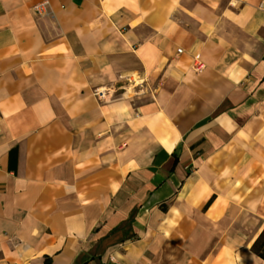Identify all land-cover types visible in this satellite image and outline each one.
Instances as JSON below:
<instances>
[{
  "label": "crops",
  "instance_id": "obj_1",
  "mask_svg": "<svg viewBox=\"0 0 264 264\" xmlns=\"http://www.w3.org/2000/svg\"><path fill=\"white\" fill-rule=\"evenodd\" d=\"M261 1L0 0V264H264Z\"/></svg>",
  "mask_w": 264,
  "mask_h": 264
},
{
  "label": "built area",
  "instance_id": "obj_2",
  "mask_svg": "<svg viewBox=\"0 0 264 264\" xmlns=\"http://www.w3.org/2000/svg\"><path fill=\"white\" fill-rule=\"evenodd\" d=\"M47 5V1H42L38 4H35L33 6V9L36 13L42 14L45 11V7ZM259 7L263 8L264 7V1H261L259 3ZM180 52V49L178 50ZM193 63L197 65L198 67L202 66V63L199 61V54H195L193 56ZM93 95L99 99V100H104L107 101L110 98V93L109 90L104 88V87H98L93 90Z\"/></svg>",
  "mask_w": 264,
  "mask_h": 264
},
{
  "label": "trees",
  "instance_id": "obj_3",
  "mask_svg": "<svg viewBox=\"0 0 264 264\" xmlns=\"http://www.w3.org/2000/svg\"><path fill=\"white\" fill-rule=\"evenodd\" d=\"M251 250L264 260V228L254 240Z\"/></svg>",
  "mask_w": 264,
  "mask_h": 264
}]
</instances>
